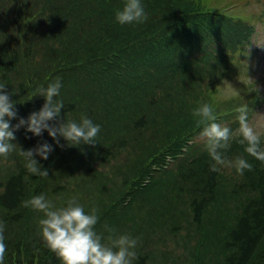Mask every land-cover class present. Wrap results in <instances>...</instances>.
<instances>
[{
	"label": "trees",
	"instance_id": "trees-1",
	"mask_svg": "<svg viewBox=\"0 0 264 264\" xmlns=\"http://www.w3.org/2000/svg\"><path fill=\"white\" fill-rule=\"evenodd\" d=\"M142 2L149 19L122 26L114 13L124 0H0V84L17 111L10 123L38 112L45 103L39 89L60 77L55 99L64 107L48 123L86 114L100 125L93 144L69 145L59 137L63 147L47 131L34 136L26 124L15 131L16 149L0 156L4 264H61L33 229L40 212L23 201L41 194L44 181L54 198L75 185L86 187L94 165L114 169L111 177L102 175L109 187L98 197L103 206L95 230L104 238L110 234L106 214L125 229L128 212L148 206L161 222L152 228L172 231L168 241L178 244L181 253L162 254L174 264H264V165L233 141L228 159L244 157L254 170L211 172L213 161L192 115L200 103H210L217 121L235 130L236 108L248 105L250 120L261 111L264 93L254 82H244L243 92L229 99L216 94L226 80L248 74L244 60L264 10L245 21L204 0ZM45 140L53 151L47 160L34 157L48 172L39 176L27 171L19 152ZM186 146L184 157H177ZM167 156L176 161L168 165Z\"/></svg>",
	"mask_w": 264,
	"mask_h": 264
},
{
	"label": "clouds",
	"instance_id": "clouds-1",
	"mask_svg": "<svg viewBox=\"0 0 264 264\" xmlns=\"http://www.w3.org/2000/svg\"><path fill=\"white\" fill-rule=\"evenodd\" d=\"M114 18L122 26L143 24L149 19V14L142 0H124L122 7L115 10ZM61 87L60 77H56L46 87H41L39 95L45 98L42 108L31 113L27 120L19 118L18 123L12 125L10 121L17 118L15 102L5 90L6 84H0V156L7 157L16 149L17 145L12 142L16 139L14 133L25 124L26 130L34 136H42L47 131L59 147H63L59 137H63L69 145L94 143L100 132V125L94 123L86 114H82L79 121L63 119L58 126L48 123L56 120L64 107L62 101L55 99ZM235 111L238 113L239 123L235 130L217 121L216 109L210 103H200L192 112L198 118L197 126L202 128L199 137L213 161L210 165L211 172H219L221 167H234L239 175H243L245 170H254V165L244 157L228 159L226 153L233 141L245 145L244 151L248 156L264 165V141L249 119L248 105H241ZM52 151V145L45 140L38 142L32 149H20L19 155L24 157L28 172L48 176L47 170L42 171L34 157L47 160ZM23 205L43 213V218L38 221V233L45 246L60 259L61 264H132L136 258L134 249L137 239L127 234L116 236L117 230L106 225L105 230L110 233L108 240L111 244L103 243L102 234L95 230L100 219L97 209L85 211L75 197L69 199L65 206L57 207L44 194H39L23 201ZM5 227V223L0 221V264H4L7 252Z\"/></svg>",
	"mask_w": 264,
	"mask_h": 264
},
{
	"label": "rangeland",
	"instance_id": "rangeland-1",
	"mask_svg": "<svg viewBox=\"0 0 264 264\" xmlns=\"http://www.w3.org/2000/svg\"><path fill=\"white\" fill-rule=\"evenodd\" d=\"M204 2L208 3V6L213 9L228 13L235 17H240L247 21L252 19L253 14H261L264 10V0H204ZM256 36L254 43L251 48H249V55L244 60V64L248 68V74L242 75L239 80L242 82L243 80H247L248 82L256 83L258 89L264 93V21L258 24V33ZM240 81H232L228 79L223 85H219L218 93L216 94L219 97L218 99H228L241 94L244 90V85L240 83ZM251 121L257 128V131L261 133V137L264 138V105L261 111H259ZM36 157L38 159L40 158L39 156ZM8 164H12V161L8 160L6 165ZM11 170H15V168L13 167ZM113 172L114 169L109 165L104 167L94 165L89 171V183L86 187L81 184L75 185L68 194L63 193L61 197L54 198L51 192L52 185L47 186V181H44L40 184L42 186L41 194H44L47 198L52 200L57 207L65 206L69 199L75 197L78 202L84 206L85 211L87 209L90 211L92 208H95L97 209V213H102L101 207L103 204L98 203V197L102 196L104 189L108 186L107 181L102 179V175L105 177H111ZM94 178H96V181H93ZM67 181L68 177L61 179L63 184ZM67 188H70L69 185H67ZM112 189H114V186ZM153 208L155 213L161 210L160 207ZM105 217V226L107 225L109 228H115L117 230L116 236L127 234L130 237L137 239V246L134 249L136 252V258L132 261V264H165L163 263L165 261L166 264H174L173 260L162 255L163 252L175 251L176 254L181 253L179 248H177V243H170L168 241V238L171 237L169 235L172 234V231L166 232L161 226L157 229L152 228L153 225L160 224L161 222L158 221L156 215H152L148 206H143L141 211L140 209H132L128 212V216L123 222L126 224L125 229L122 227L119 228L118 225L120 221H116L111 214H106ZM39 218H43V213L40 212ZM38 221L39 220L35 221L33 229L38 228ZM103 243L106 245L111 244V241L108 240L107 234H105V238L103 236ZM168 245L176 247L168 249ZM140 257L145 258L146 260H143L142 263L139 261ZM183 263L190 264L186 259Z\"/></svg>",
	"mask_w": 264,
	"mask_h": 264
}]
</instances>
